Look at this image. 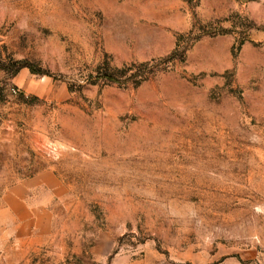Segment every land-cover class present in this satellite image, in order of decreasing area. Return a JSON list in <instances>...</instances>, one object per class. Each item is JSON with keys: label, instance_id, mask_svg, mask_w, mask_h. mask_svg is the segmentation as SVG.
Masks as SVG:
<instances>
[{"label": "rangeland", "instance_id": "1", "mask_svg": "<svg viewBox=\"0 0 264 264\" xmlns=\"http://www.w3.org/2000/svg\"><path fill=\"white\" fill-rule=\"evenodd\" d=\"M0 264H264V0H0Z\"/></svg>", "mask_w": 264, "mask_h": 264}, {"label": "trees", "instance_id": "2", "mask_svg": "<svg viewBox=\"0 0 264 264\" xmlns=\"http://www.w3.org/2000/svg\"><path fill=\"white\" fill-rule=\"evenodd\" d=\"M27 65L23 64L20 65V69L25 67ZM126 69L121 68V69H112L110 67H105L103 69H100L97 74V78H103L104 80H106L107 82L110 83H125L127 82V80L130 79V76H126L125 73ZM34 72V71H33ZM125 76V77H123ZM133 76V75H132Z\"/></svg>", "mask_w": 264, "mask_h": 264}]
</instances>
